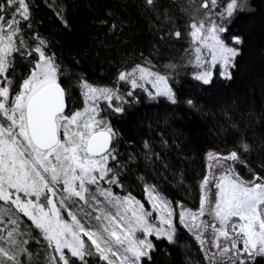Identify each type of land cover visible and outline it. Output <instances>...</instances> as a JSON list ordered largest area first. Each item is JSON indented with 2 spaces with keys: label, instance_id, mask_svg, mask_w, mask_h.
<instances>
[{
  "label": "snow or ice",
  "instance_id": "obj_1",
  "mask_svg": "<svg viewBox=\"0 0 264 264\" xmlns=\"http://www.w3.org/2000/svg\"><path fill=\"white\" fill-rule=\"evenodd\" d=\"M32 2L0 0V202L8 206L0 207V264H23L24 254L31 258L29 229L39 230L40 243L50 250L47 264H155L153 237L176 243L178 225L199 243L207 264H255L264 257V160L245 179L237 171L246 163L237 150L209 151L198 208L170 200L156 184H144L151 210L131 191H113L117 185L124 189L127 165L113 146L119 134L103 117L101 103L123 116L139 103V89L150 100L177 104L181 82L173 84L175 77L154 71L150 61L125 65L109 84L66 72L51 41L34 30ZM146 3L154 7V0ZM222 4L187 0L195 45L190 63L200 87L212 83L217 65L221 77L232 78L243 37L232 35L229 43L225 35L239 12L253 10L250 0ZM61 10L56 15L67 26ZM107 15L115 30L120 19L112 11ZM17 56L27 73L16 71ZM77 88L83 107L73 110L69 102L75 103ZM185 103L195 107L193 99ZM231 127L239 130L236 123ZM238 146L252 150L244 137ZM23 217L31 221L26 228Z\"/></svg>",
  "mask_w": 264,
  "mask_h": 264
},
{
  "label": "trees",
  "instance_id": "obj_2",
  "mask_svg": "<svg viewBox=\"0 0 264 264\" xmlns=\"http://www.w3.org/2000/svg\"><path fill=\"white\" fill-rule=\"evenodd\" d=\"M250 2L253 10L239 12L225 35L229 43L232 35L243 37L232 78L221 77L217 65L212 83L200 87L192 75L196 68L190 63L195 52L189 35L192 16L185 11L187 0H154V7L146 0H33L34 30L51 41V51L57 53L66 72H82L90 81L109 84L125 65L150 61L154 71L173 75V84L181 82L177 104L163 97L150 100L139 89V103L123 116L110 114L111 109L101 103L103 117L111 120L119 134L113 146L119 149L121 163L127 165L124 189L114 187L118 195L131 191L145 202L144 184H156L170 200L198 208L209 151L227 154L237 150L246 162L237 171L245 179H251L249 168L260 171L264 160V0ZM198 3L202 6L203 0ZM58 8L67 26L57 17ZM109 11L121 21L115 30H110ZM105 20L108 23H101ZM177 30L180 37L175 36ZM16 71H29L18 56ZM122 87L124 92L129 90L127 85ZM74 97L75 103L69 105L73 110L82 108L79 88ZM187 99H193L195 107L188 106ZM233 123L239 130L231 127ZM241 137L252 146L250 153L238 146ZM0 207L8 206L0 202ZM23 220L24 228L31 224L27 217ZM29 232L32 239L27 247L32 256L29 259L24 254L23 264H47L49 250L40 243L39 230ZM178 233L176 243L153 237L158 249L153 253L155 264H207L195 238L179 225ZM255 264H264V257H257Z\"/></svg>",
  "mask_w": 264,
  "mask_h": 264
},
{
  "label": "rangeland",
  "instance_id": "obj_3",
  "mask_svg": "<svg viewBox=\"0 0 264 264\" xmlns=\"http://www.w3.org/2000/svg\"><path fill=\"white\" fill-rule=\"evenodd\" d=\"M203 6V5H202ZM210 6V5H209ZM190 40H191V37H190ZM191 42H192V48H193V51H194V48H195V45H194V43H193V41L191 40ZM195 52V51H194ZM206 52V51H205ZM209 60H210V57H209ZM206 162H207V164H206V169H207V172H206V174L208 173V164L210 163L209 161H208V159H207V157H206ZM106 183V182H105ZM214 187V186H213ZM113 191L114 192H116L114 189H113ZM116 194L118 195V192H116ZM97 196H98V198L99 199H101V200H103L104 198L102 197V196H100L99 195V193L97 194ZM145 196H146V194H145ZM138 199V198H137ZM145 207L146 208H148L149 210H151V205L147 202V197H145ZM176 207H177V211H179V204L178 205H176ZM90 208H91V206H90ZM93 211H94V209H92ZM112 211H115V209H112ZM65 216H66V210H65ZM66 218H68L67 216H66ZM206 219H207V217H205ZM6 219H7V217H6ZM70 219V218H69ZM177 219H178V217H177ZM1 227H3V222H0V228ZM49 252H50V250H49Z\"/></svg>",
  "mask_w": 264,
  "mask_h": 264
}]
</instances>
